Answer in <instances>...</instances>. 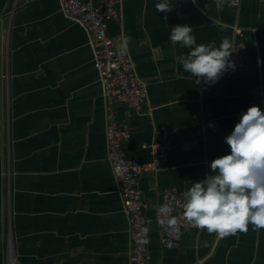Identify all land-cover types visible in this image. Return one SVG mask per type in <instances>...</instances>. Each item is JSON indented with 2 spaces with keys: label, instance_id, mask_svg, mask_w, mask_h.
<instances>
[{
  "label": "crops",
  "instance_id": "1",
  "mask_svg": "<svg viewBox=\"0 0 264 264\" xmlns=\"http://www.w3.org/2000/svg\"><path fill=\"white\" fill-rule=\"evenodd\" d=\"M87 1V0H86ZM120 21L109 35L128 49L147 84L140 110L103 94L84 27L60 0H0V264L12 237L20 264H130L123 201L108 157L107 116L131 127L123 144L142 166L148 203L149 264H264V230L218 237L194 227L164 248L155 208L166 189L183 197L191 183L230 154L224 139L251 106L264 111V0H115ZM167 15V20L164 16ZM193 28L197 44L244 33L249 63L215 85L197 84L176 60L189 49L173 45L171 28ZM168 133L166 163L153 165L158 138Z\"/></svg>",
  "mask_w": 264,
  "mask_h": 264
},
{
  "label": "clouds",
  "instance_id": "2",
  "mask_svg": "<svg viewBox=\"0 0 264 264\" xmlns=\"http://www.w3.org/2000/svg\"><path fill=\"white\" fill-rule=\"evenodd\" d=\"M214 3L217 10H223L225 0H214ZM174 7L173 0L155 3L159 13H170ZM193 31L187 25L171 28V43L189 49L176 60L197 84L215 85L225 72L235 69L230 61L232 43L225 37L219 47L216 43L198 45ZM129 41V37L123 36L121 54L128 50ZM224 143L229 146L230 154L211 162L213 174L191 183L183 193L179 216L173 215L174 209L169 204L155 208L157 222L165 224L169 234L178 235L183 224L221 238L246 234L250 226L256 232L264 230V111L258 106L249 107ZM149 231L148 227L144 229L145 234Z\"/></svg>",
  "mask_w": 264,
  "mask_h": 264
},
{
  "label": "built area",
  "instance_id": "3",
  "mask_svg": "<svg viewBox=\"0 0 264 264\" xmlns=\"http://www.w3.org/2000/svg\"><path fill=\"white\" fill-rule=\"evenodd\" d=\"M63 13L77 20L86 30L94 51V64L98 71L103 94L107 98L117 97L136 110H140L146 101L147 84L139 76L136 64L129 49L121 54L120 46L108 33L110 21H120L121 12L115 0H60ZM231 7H239L241 0H225ZM239 39L232 40L233 52L230 61L235 69L227 72L244 70L249 63L248 46L244 41V33L238 30ZM219 47L221 42H214ZM213 43V44H214ZM225 72V73H227ZM106 131L108 157L117 181V191L123 201V211L128 221L130 238V264H149V237L144 229L149 227L146 214L148 203L139 185L142 166L135 158H127L123 144L131 135V127L126 122H119L115 112L109 109ZM171 147L168 133L160 134L158 146L153 149V165L162 167ZM183 197L174 188L166 189L162 194L161 203L173 207V215L182 213ZM156 224L159 230L161 245L167 249L177 247L185 229L191 225L183 224L178 235H171L165 224ZM20 264L15 253L12 237L6 247V263Z\"/></svg>",
  "mask_w": 264,
  "mask_h": 264
}]
</instances>
